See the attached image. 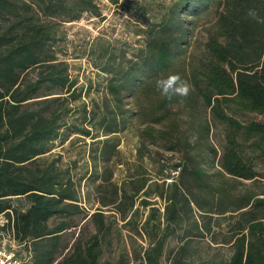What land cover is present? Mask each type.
Instances as JSON below:
<instances>
[{"label":"trees","instance_id":"trees-1","mask_svg":"<svg viewBox=\"0 0 264 264\" xmlns=\"http://www.w3.org/2000/svg\"><path fill=\"white\" fill-rule=\"evenodd\" d=\"M109 1L141 18L149 10L155 15L154 6L163 12L149 21L144 45L131 53L126 43L99 42L96 67L107 77V91L89 112L86 104L71 105L83 88L49 42L60 25L54 18L102 16L100 1L0 0V215L8 219L0 229H12L31 252L23 264H163L169 236L180 228L184 238L202 236L213 230L214 216H223L225 241L232 246L226 264H264V196L249 185L241 187L244 180L263 176L256 165L264 162V0ZM204 13L214 19L204 46L194 49V31ZM34 67L38 72L31 79ZM170 73L189 83L187 98L169 101L156 90V79ZM43 87L60 94L35 100L40 108L29 107ZM175 103L196 121L197 143L180 134ZM137 115L145 119L137 157L130 160L120 148V133ZM80 119L91 127L81 126ZM213 124L223 130L221 151L210 141ZM71 133L94 138L90 168L77 177L51 152ZM198 146L207 150L208 160L193 152ZM146 161L157 165L155 177ZM120 165L126 170L118 178ZM172 170L177 174L170 176ZM84 179L95 184L93 192L82 194ZM152 194L160 197L163 210ZM13 196H25L30 205L17 208ZM196 213L209 220L200 224ZM79 214L96 231L84 237L81 229L64 251L63 233L77 225L72 222ZM54 217L58 220L50 224ZM111 227L146 238L143 258L131 263L123 252L114 263L101 262L100 234ZM173 264L187 263L176 259Z\"/></svg>","mask_w":264,"mask_h":264},{"label":"rangeland","instance_id":"rangeland-1","mask_svg":"<svg viewBox=\"0 0 264 264\" xmlns=\"http://www.w3.org/2000/svg\"><path fill=\"white\" fill-rule=\"evenodd\" d=\"M102 8V16H96L90 12H85L81 18L73 21L62 22L59 18H54L60 23L57 31L55 32V39L50 40L49 47L60 59L69 63V72L72 77L78 79V85L82 87V96L71 103L72 106L81 108L84 104L87 106V110L93 109L96 103H102V98L106 89L107 77L104 73L96 67L97 61V48L99 42L110 41L117 42L118 44H128V50L131 53L133 48H137L145 43V31L144 28L148 25L149 21L158 20L159 15L163 12L162 8L152 7L153 11L147 12V18H141L137 14L127 13L119 5L111 3L109 0H99ZM170 0L166 1L168 5ZM40 16H42L40 14ZM43 17V16H42ZM46 18V17H43ZM214 19L212 13L203 14L202 20L195 28L193 37L194 49H200L204 46V41L208 37L207 28L211 26ZM210 20V22H209ZM38 69L32 68L30 70V78L35 79ZM60 90H47L45 87L39 90L36 96L31 99L29 107L40 108L42 104L36 103L35 100L49 96H56ZM132 106V104H131ZM51 109L45 111L46 114ZM202 110V109H201ZM173 111L179 124V131L183 137L189 139L191 144L198 142L199 137L197 135L196 121L190 115L189 110L181 103H175L173 105ZM203 114L204 111L202 110ZM255 113H249L247 117H256ZM246 117V116H245ZM261 117V116H258ZM71 117L70 119H72ZM82 119V118H81ZM79 120L81 126L91 127L92 123L89 121ZM144 116L137 115L130 123L128 128L120 133L122 142L120 148L123 151L125 158L135 160L137 157V144L139 143V130L143 126ZM96 134V130H94ZM211 142L222 150L224 143V134L220 125H212ZM93 137L83 135L81 133H71L67 140L62 142L60 139L56 141V147L51 151L55 153V156L59 155L58 165L62 168L70 167L72 173L75 176L84 174L86 169L90 168V150L92 148ZM166 155L171 156L172 152L165 151ZM194 153H201V157L204 160L209 159V154L203 146L193 148ZM48 154V153H47ZM179 158V153L174 155ZM152 176H156L157 165L145 163ZM256 168L263 174L257 181L244 180L245 185L241 187L251 186L260 196H264V162L258 161ZM126 165H120L117 169L116 176L118 178L125 174ZM177 174V171L172 170L170 176ZM175 174V176H176ZM168 175V171H166ZM168 181L172 180V177H167ZM162 181V180H160ZM95 184L90 183L87 185L86 179L82 182L81 192L85 194L87 190L94 191ZM153 199H158L159 205L163 210V202L159 196L151 195ZM12 203L19 209H26L30 202L25 196H13ZM86 206H92L91 203L84 202ZM200 224L208 221V217H202L199 213L195 215ZM226 216H229L226 215ZM5 217L4 214L0 215V220ZM215 217V216H214ZM213 217V218H214ZM211 220L213 230L209 232L204 230V235L197 236L191 235L184 238V228H180L173 235L169 236L165 242L164 255L161 260L163 264H173L176 259L185 260L187 264H226L232 254V246L230 243H226L227 237V222L226 217L220 216L218 219ZM58 218L54 217L50 219V224L55 223ZM72 227L68 228L63 233V246L64 251H67L73 244L77 235L82 229L84 237L89 233L95 232L96 227L89 221L83 219V215H76ZM122 224V222H120ZM189 223L186 224L188 228ZM194 232L196 229H192ZM102 238L103 252L100 257L101 262L117 261L119 256L124 252L130 257L131 263H136L139 258H143V248L148 246L146 238L141 237L137 232L130 231L127 228L116 230L114 227L105 230L100 234ZM4 239L0 237V245H2ZM8 242V241H7ZM184 244V245H183ZM183 245V247H181ZM16 251L21 257H29L30 253L23 244H16ZM135 254H139L137 257Z\"/></svg>","mask_w":264,"mask_h":264},{"label":"clouds","instance_id":"clouds-1","mask_svg":"<svg viewBox=\"0 0 264 264\" xmlns=\"http://www.w3.org/2000/svg\"><path fill=\"white\" fill-rule=\"evenodd\" d=\"M248 15L255 18L257 14L255 10L250 9ZM155 86L159 94L169 101L177 97L187 98L191 91L189 83L178 73H170L157 78Z\"/></svg>","mask_w":264,"mask_h":264},{"label":"built area","instance_id":"built-area-1","mask_svg":"<svg viewBox=\"0 0 264 264\" xmlns=\"http://www.w3.org/2000/svg\"><path fill=\"white\" fill-rule=\"evenodd\" d=\"M6 222H8V219L3 217L0 220V225H4ZM0 237L4 239L3 244L0 245V264H22V260L18 257L15 248L18 242L13 230L10 228L0 229Z\"/></svg>","mask_w":264,"mask_h":264},{"label":"crops","instance_id":"crops-1","mask_svg":"<svg viewBox=\"0 0 264 264\" xmlns=\"http://www.w3.org/2000/svg\"><path fill=\"white\" fill-rule=\"evenodd\" d=\"M17 254H18V252H17ZM18 257L22 260V264H23V262H25V261L27 260V258H28V257H24V258H23V257H21V255H19V254H18Z\"/></svg>","mask_w":264,"mask_h":264}]
</instances>
